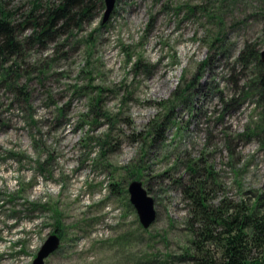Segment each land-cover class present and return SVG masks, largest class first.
<instances>
[{
	"label": "rangeland",
	"instance_id": "obj_1",
	"mask_svg": "<svg viewBox=\"0 0 264 264\" xmlns=\"http://www.w3.org/2000/svg\"><path fill=\"white\" fill-rule=\"evenodd\" d=\"M37 1L39 20L61 2L0 0L18 43L0 58V264H31L51 234L44 264H189L196 194L222 219L264 209L260 67L247 57L264 48V0H114L105 22L90 0L42 42L24 22ZM132 181L154 200L147 229Z\"/></svg>",
	"mask_w": 264,
	"mask_h": 264
},
{
	"label": "trees",
	"instance_id": "obj_2",
	"mask_svg": "<svg viewBox=\"0 0 264 264\" xmlns=\"http://www.w3.org/2000/svg\"><path fill=\"white\" fill-rule=\"evenodd\" d=\"M89 2L90 0H61L57 6L45 8L42 20L32 16L33 12L40 7L38 1L33 3L34 10L24 19L25 23L32 22L33 33L30 39L42 42L56 32L69 29L77 21L85 20L91 8ZM14 29L11 24L10 13L6 12L0 4V58L16 52L18 43ZM260 51L261 49L253 53L250 50L247 57L254 55L260 67L255 77L258 82L260 99L264 103V68L259 59ZM243 55L245 56V54H241L240 57ZM259 122L258 127L264 126V113ZM262 146L264 147V141ZM261 198L264 202V194L261 195ZM193 200L199 212L203 229L194 230V235L201 244L197 245L196 256L188 257L189 264H264V209L255 212L249 209H239L222 219L218 214L216 215L205 208L198 194L193 197ZM213 223L222 225L224 231L219 235L210 233L208 227ZM207 240L220 243L221 254L219 257L211 254L208 250H204L201 246ZM252 251H256L257 255L252 256Z\"/></svg>",
	"mask_w": 264,
	"mask_h": 264
},
{
	"label": "water",
	"instance_id": "obj_3",
	"mask_svg": "<svg viewBox=\"0 0 264 264\" xmlns=\"http://www.w3.org/2000/svg\"><path fill=\"white\" fill-rule=\"evenodd\" d=\"M105 11L103 22H105L114 8V0H104ZM260 61L264 68V48L260 51ZM130 203L136 210L138 220L144 229L151 226L156 218L154 200L150 197L146 189L139 181H132L128 186ZM60 244V238L56 234H51L38 250L31 264H44L45 259L52 254Z\"/></svg>",
	"mask_w": 264,
	"mask_h": 264
}]
</instances>
